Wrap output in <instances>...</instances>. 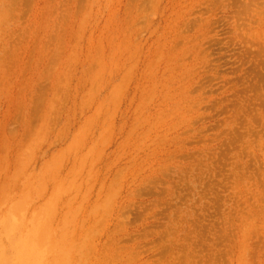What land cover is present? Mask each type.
I'll return each mask as SVG.
<instances>
[{
    "label": "rangeland",
    "instance_id": "rangeland-1",
    "mask_svg": "<svg viewBox=\"0 0 264 264\" xmlns=\"http://www.w3.org/2000/svg\"><path fill=\"white\" fill-rule=\"evenodd\" d=\"M8 166L49 264H264V0H0Z\"/></svg>",
    "mask_w": 264,
    "mask_h": 264
},
{
    "label": "bare ground",
    "instance_id": "bare-ground-1",
    "mask_svg": "<svg viewBox=\"0 0 264 264\" xmlns=\"http://www.w3.org/2000/svg\"><path fill=\"white\" fill-rule=\"evenodd\" d=\"M18 165H20L19 162ZM26 165L27 164L23 166L25 167ZM19 167L22 168V166ZM6 168L4 169V171L6 170V176L0 174L2 176L1 178H3L0 179V264H49L51 262L50 258L52 246L54 244V240L51 238L52 236H49L50 232L48 229L51 228L49 227V223L51 224L52 221L49 215V209L46 210L44 205H40L48 195V187L41 184L39 190L35 189V176L31 174L28 175L27 172H24V174L27 173L28 175L24 176L23 174V177H26L25 182H21L25 186L24 189L20 191L13 189L12 187L14 186H12L11 190H7L6 186L9 185H7V182L5 181H7L8 176H12L11 179L13 178V180V176L18 175L15 180H18L17 178L20 176L19 172H15L14 175H9L11 172L13 173V171L10 172V166ZM14 168L16 169V166ZM22 172L23 171L20 170V175H22ZM8 180H10V178ZM2 185H4L5 188L4 186L2 187ZM72 252L70 250L71 254ZM60 253L58 258L62 257V255L60 256ZM56 256H53L52 258L54 259L53 264L60 260L57 259L56 261ZM65 258L66 257H64V259ZM64 259L62 257L63 261ZM64 263L62 262V264Z\"/></svg>",
    "mask_w": 264,
    "mask_h": 264
}]
</instances>
